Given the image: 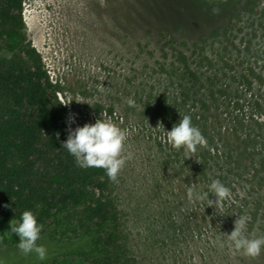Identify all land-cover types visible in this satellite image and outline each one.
Here are the masks:
<instances>
[{
  "label": "rangeland",
  "instance_id": "rangeland-1",
  "mask_svg": "<svg viewBox=\"0 0 264 264\" xmlns=\"http://www.w3.org/2000/svg\"><path fill=\"white\" fill-rule=\"evenodd\" d=\"M247 2L23 0L27 38L69 102L68 125L101 112L126 131L122 154L132 158L109 190L127 264H264V247L249 257L226 239L239 214L246 235H264V0L231 20ZM178 111L205 138L192 152L164 135ZM212 179L229 188L224 214L187 198ZM8 226L2 264H89L65 242H49L57 252L47 259L25 254Z\"/></svg>",
  "mask_w": 264,
  "mask_h": 264
},
{
  "label": "trees",
  "instance_id": "trees-1",
  "mask_svg": "<svg viewBox=\"0 0 264 264\" xmlns=\"http://www.w3.org/2000/svg\"><path fill=\"white\" fill-rule=\"evenodd\" d=\"M255 1L232 10L231 20L251 13ZM57 93L27 38L23 0H0V264L4 230L25 209L43 226L37 244L45 247L46 259L57 252L49 242H65L68 254L89 264H127L108 177L101 168L79 167L61 146L68 117Z\"/></svg>",
  "mask_w": 264,
  "mask_h": 264
},
{
  "label": "clouds",
  "instance_id": "clouds-1",
  "mask_svg": "<svg viewBox=\"0 0 264 264\" xmlns=\"http://www.w3.org/2000/svg\"><path fill=\"white\" fill-rule=\"evenodd\" d=\"M126 103L129 107H135V101L131 98H128ZM178 113L179 119L173 123L170 129L164 128V135L171 147H183L185 152H192L197 145L205 144V138L200 130L192 124L188 114H182L179 111ZM71 119L74 120V117ZM125 140L126 131L110 119L105 118L100 112L99 117L95 118L94 121L85 122L75 127H71L70 124L67 125V135L61 142V146L74 157L75 163L79 167L101 168L109 180L115 181L125 159L132 158L130 152L126 155L122 154ZM186 195L190 201L193 198L196 200L207 198V206H213L215 214H224L222 211L223 202L230 198V191L221 181L212 179L207 185V191H196L194 187L189 186L186 189ZM210 195L214 196L215 199L210 198ZM247 222L248 217L246 215L239 214L236 216L233 220V228L226 232V239L235 250L242 251L246 256L255 257L264 247V235H246ZM8 228L18 237L16 247L20 251L25 254L34 252L38 259H45V247L42 244H37L41 225L38 223L33 210H23L17 221H9Z\"/></svg>",
  "mask_w": 264,
  "mask_h": 264
}]
</instances>
